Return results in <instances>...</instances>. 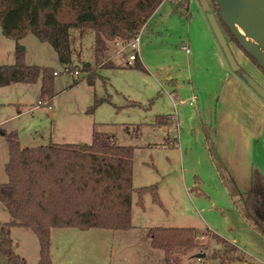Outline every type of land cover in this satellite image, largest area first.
<instances>
[{
  "label": "rangeland",
  "instance_id": "obj_1",
  "mask_svg": "<svg viewBox=\"0 0 264 264\" xmlns=\"http://www.w3.org/2000/svg\"><path fill=\"white\" fill-rule=\"evenodd\" d=\"M189 1L163 0L139 32L138 56L146 72L134 68H99L126 65L130 52L122 40L119 46L109 42L105 58L95 64L93 33L88 32L73 43V65L69 73H63L50 44L30 33L12 41L0 31V64H12L14 53L20 50L24 63L53 67L58 72L53 80L54 92L58 94L51 106L38 105L39 82L32 84L26 87H33L32 93L21 92L19 104L5 103L0 107V128H16L21 147L47 144L57 136H67L65 141L84 145L90 143L93 129L113 134L117 144L134 147L133 187L155 185L162 204H156L151 194L146 193L142 211L135 205L133 194V228L127 231L70 229L66 231L69 233L65 242L59 239L64 230H54L53 264H168L163 251L153 249L147 237L148 229L156 226L195 228L198 245L179 257L180 264H219L212 254L223 248L212 233L233 241L239 248L240 259L230 264H264V237L251 229L240 210L242 203L230 201L227 194L230 182L224 180L226 186L222 185L203 150L200 122L206 123L213 117L210 107L215 100L210 95L208 76L200 87L194 90L186 87L178 92L179 97L174 98L177 105L173 106L168 97L173 88L167 81L171 77L179 79L177 89L184 79H192L201 64V55L210 52L206 26L215 36L200 0ZM208 2L212 6V0ZM222 31L240 67L264 88V72L245 54L249 64L243 62L236 54L240 50L238 45ZM184 44L188 51L182 48ZM83 63L91 64L97 75L92 86L85 80L88 72L82 70ZM75 70L78 74H74ZM14 86H21V91L24 88L23 84L0 87L1 102L15 98ZM189 95L196 96L194 103H190ZM104 97H109V101L87 113L95 98ZM179 98L185 99L186 104L179 105ZM159 114H171L173 125L163 128L152 124ZM206 130L214 163L225 174L223 159L213 148V128L209 123ZM165 138L175 145L167 147ZM6 157V140L0 136V176H4ZM6 217L0 205V221ZM9 229L14 251L28 264H36L39 246L35 235L22 227ZM4 232L6 236L5 228ZM200 254H204L202 259ZM0 264H5L1 254Z\"/></svg>",
  "mask_w": 264,
  "mask_h": 264
},
{
  "label": "trees",
  "instance_id": "obj_2",
  "mask_svg": "<svg viewBox=\"0 0 264 264\" xmlns=\"http://www.w3.org/2000/svg\"><path fill=\"white\" fill-rule=\"evenodd\" d=\"M162 1L0 0V31L16 41L33 34L41 42L50 44L59 64L68 69L73 65V43L92 32L93 57L98 64L105 58L109 42L127 41L136 36ZM211 7L218 15L214 0ZM219 22L231 41L256 64L229 29ZM82 67L88 72L87 84L94 85L97 75L91 70V64L83 63ZM99 68H134L146 72L140 58L124 67L100 65ZM54 72L49 66L24 63L23 54L17 50L12 64H0V87L12 83L31 84L40 79L39 101L51 106ZM241 72H244L242 68L237 71ZM105 101H109V97L95 98L87 113H92ZM154 124L168 126L172 118L158 115ZM4 137L8 146V160L4 165L7 181L0 183V204L9 214V220L0 223L6 230L5 238L0 236V254L5 257V264H28L13 249L8 235L10 227L29 229L36 236L39 246L36 264H53L51 229L127 231L132 227L133 194H136L135 205L141 209L146 193L162 206L155 185L133 187L134 147L117 144L113 134L93 129L91 141L84 147L78 143L52 142L21 147L15 132L4 134ZM250 179L247 192L239 194L231 187L229 195L233 202L242 203L240 210L246 221L264 237V175L252 166ZM147 237L153 249L163 251L168 264H180L179 257L198 245L193 227H150ZM212 237L223 248L212 254L219 264L240 259L234 243L215 233Z\"/></svg>",
  "mask_w": 264,
  "mask_h": 264
},
{
  "label": "crops",
  "instance_id": "obj_3",
  "mask_svg": "<svg viewBox=\"0 0 264 264\" xmlns=\"http://www.w3.org/2000/svg\"><path fill=\"white\" fill-rule=\"evenodd\" d=\"M189 2L190 1L187 0V3ZM206 27L210 33L208 34L209 38H207L208 51L210 50V52H205L201 55V59H200L201 64L199 67H197L194 73L195 76L192 77V79L187 77V79H184L183 82H181L182 84H180L177 87V89H176V86L180 82L179 79L171 77L167 81L168 85H170L171 88H173V90H171V93L168 94V97L171 99L173 106H175V104L177 105L174 98L179 97L178 92H181L182 89H185L186 87H188V89H191V90H194L195 88L200 87L202 85V81H205L204 79L206 78V75L208 76V86L211 90L210 95H212V97L215 98V100H214V103H212L213 105L210 107L212 108L210 109V112L213 111V117L210 118L208 121H206V123H204L203 121L200 122L201 136H202L203 146H204L203 150L206 151L207 158L210 161V164L212 165L213 170L215 171V175L218 177V179H220V182L222 183V185L226 186L225 181L228 180L230 184H227V185L232 188H235V190L239 194H242V193L247 192L250 188V185H251L250 178H251L252 166H256L264 175V100L245 82L244 79H242L239 73L233 71L229 67L227 60L222 52V49L216 40V37L211 32L210 28H208V26ZM183 46H186V44H184ZM15 53H14V59H15ZM236 54L242 57L243 62L249 64V60H247V58L244 56V53L241 50H239V52H237ZM191 61L194 62V58H192ZM54 71L57 72V70L55 69ZM213 74H214L215 79H212ZM57 75L58 73L55 76ZM201 76H204V78H201ZM37 82H39L38 88L40 92V85H41L40 79ZM36 83H31V84L12 83L10 85H7V86L12 87V85L23 84L24 88H22V91H21V86H14L17 89L15 98L11 99V102L9 101L1 102L0 101V107H4V105H6L5 103L19 104L21 102V92H24L25 94L32 93L34 88L33 87L26 88V87H30L32 84H36ZM53 91H54V87H53ZM57 94L58 93L54 92V97ZM193 96L196 97L195 95H189L187 98H191ZM179 100H185V99L179 98ZM38 102L39 100H37V103ZM204 105L205 104L202 105L201 103L200 107L204 108ZM30 109H33V108H30ZM159 115L171 116V114H159ZM171 118H172V125H173L174 117L171 116ZM207 123H209V127H211V129L213 128V136H212L213 148L220 154V156L223 159L222 163H223V166L226 172L225 174H222L219 172V167L215 165L212 155L209 151L210 148L207 145L208 135L206 134ZM152 124H154V122H152ZM170 126L168 125V126H162V127L164 128V127H170ZM10 132L16 133L17 130L13 126H10L8 130L0 128V136H2L4 139H5L4 134L10 133ZM66 137L67 136H57V139H55L54 141L49 139L48 142L58 143V144L71 143L69 141H65V140H68L66 139ZM18 140L21 145V141L19 138ZM6 145H7V142H6ZM174 145L175 144L167 140V145H166L167 147H170V146L173 147ZM7 160H8V146H7V157H6V161L3 163V169H4V165L7 162ZM6 181H7V177L4 173V176H0V183L6 182ZM227 194L231 201L232 199H231V196L229 195V190H227ZM141 210L144 211V209H141ZM8 220H9V214L7 213L6 219H3V221H0V223L8 222ZM132 220H133V208H132V213H131V223H132ZM15 228H21V227H15ZM132 228L133 226L131 227V229ZM1 229L4 231L3 227ZM56 229L64 230L63 233L65 234H62L59 237V239H64L63 241H65L66 236L69 233L66 231L70 229H76V228L51 229L50 250H51L52 239H53L52 233ZM251 229L253 230V228ZM89 230H85V231H89ZM8 231H9V236H10L11 230L8 229ZM255 233L258 235H261L257 231ZM11 240L12 242H14L12 238ZM62 253H64V251ZM203 257H204V254H200L199 258L202 259Z\"/></svg>",
  "mask_w": 264,
  "mask_h": 264
},
{
  "label": "water",
  "instance_id": "obj_4",
  "mask_svg": "<svg viewBox=\"0 0 264 264\" xmlns=\"http://www.w3.org/2000/svg\"><path fill=\"white\" fill-rule=\"evenodd\" d=\"M218 15H216L208 0H200L202 10L207 13L208 22L222 49L229 67L237 72L240 66L222 31L221 21L233 35L239 46L251 56L257 66L264 71V0H214ZM21 50L23 48H20ZM239 75L264 100V88L248 73ZM84 147V145H82ZM5 238L4 231H0Z\"/></svg>",
  "mask_w": 264,
  "mask_h": 264
},
{
  "label": "built area",
  "instance_id": "obj_5",
  "mask_svg": "<svg viewBox=\"0 0 264 264\" xmlns=\"http://www.w3.org/2000/svg\"><path fill=\"white\" fill-rule=\"evenodd\" d=\"M121 40H116L114 44H116L117 46L120 45V42ZM139 41H140V38H139V33L134 36L133 38L127 40V41H123L122 40V43H125V46L129 49V52L130 54L127 56V60H126V64L130 65L132 64V62L136 59V58H139L138 56V50H139ZM183 49L185 51H188V48L186 46H183ZM60 72H63V73H69V69L67 67H64L62 66ZM58 72H54V74L56 75ZM74 74H78V72H74ZM196 100V97H191L190 98V103H194ZM46 105V102H42V101H39L38 102V105ZM179 105H184L186 104V101L185 100H179L178 102Z\"/></svg>",
  "mask_w": 264,
  "mask_h": 264
}]
</instances>
